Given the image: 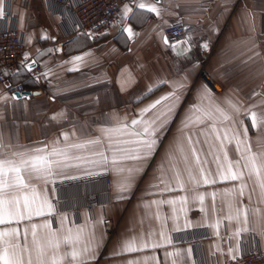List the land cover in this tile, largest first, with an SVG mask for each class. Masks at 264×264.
<instances>
[{"label":"crops","instance_id":"obj_1","mask_svg":"<svg viewBox=\"0 0 264 264\" xmlns=\"http://www.w3.org/2000/svg\"><path fill=\"white\" fill-rule=\"evenodd\" d=\"M140 2L155 5L158 14L138 8ZM125 5L131 9L127 15ZM125 5L106 33L70 36L65 28L73 14L57 0H31L29 7L21 0H3L0 29L14 25L24 32V57L30 69L37 65L40 70L33 77L25 70L17 73L15 82L28 88L22 94L0 83V159L19 160L14 153L31 156L42 154L33 149L54 147L71 158L47 179L22 173L30 187L16 194L31 197L34 186L33 207L46 199L52 211L45 204L43 216L0 224V230L16 227L23 233L27 228L32 246V224L51 221V228L60 230L63 222L58 235L62 239L71 228L74 245L61 243L58 253L48 245L49 230L37 228L47 264L54 254L71 252L73 246L79 251L85 244L90 251L80 258L86 264H223L244 248L263 247L264 196L251 165L245 164L251 153L257 154L258 165L264 163V126L253 128L250 115L264 117V0H134ZM175 21L184 24L186 41L169 40L165 29ZM203 70L221 92L201 77ZM217 108L231 119L224 120ZM154 120L151 154L142 148L137 152L149 138L144 128ZM105 129L118 130L106 134ZM96 139L100 142L87 143ZM74 144L84 147H69ZM136 155L141 158H128ZM229 161L234 171L243 172L240 179H221ZM103 174L109 184L102 178L82 180ZM205 176L215 183H204ZM241 185H246L242 196ZM91 192L100 202L93 212L84 200ZM106 218L117 222L113 233L102 223ZM78 228L83 232L75 241ZM133 237L138 250H124ZM141 242L149 246L141 248ZM63 264L77 262L68 256Z\"/></svg>","mask_w":264,"mask_h":264},{"label":"snow or ice","instance_id":"obj_2","mask_svg":"<svg viewBox=\"0 0 264 264\" xmlns=\"http://www.w3.org/2000/svg\"><path fill=\"white\" fill-rule=\"evenodd\" d=\"M148 8L149 11L156 12L158 14V9L155 5H145L143 2L138 4V8L144 9ZM131 9L125 5L124 15H127ZM3 14V0H0V15ZM131 34V29H126ZM165 42L167 43V37H165ZM172 47H176V45H172ZM75 59L79 60L80 57H76ZM162 99H167V97H163ZM160 100H157L155 104H159ZM155 104L150 105L149 107H155ZM235 107V105H233ZM143 111H148V109H144ZM217 111L221 113L224 120H229V117L223 109L217 108ZM237 111H239L237 109ZM164 113H161L163 116ZM205 115H209L205 113ZM251 126L253 128L264 126V117H257L256 112H251ZM160 119V116L156 118ZM197 121H200V118L197 117ZM133 124L137 123L136 120L132 121ZM156 121H151L148 126L144 128V133L148 134L149 138L142 140L140 142V146L137 149V152L140 149L145 150L146 155H150L155 145L156 141L151 139V136L157 130L152 127L155 125ZM214 127V126H213ZM151 129V131H150ZM118 129H105V133H110L112 131H117ZM248 129L245 127L243 129V133L247 136ZM65 135V139L67 138V134ZM139 135V134H137ZM225 138H227V132H225ZM190 139V138H189ZM233 139L236 140L237 150H239V146L242 141L239 139V134L233 136ZM99 139L90 140L87 143L95 144L99 143ZM127 143V142H125ZM69 147L81 148L84 147L82 144H74ZM247 150L251 152V146H247ZM35 153H42L37 155L26 156L25 153H14L13 155L19 156V160H9V159H0V224L11 223L13 221L19 223L24 220H31L33 216H43L44 215V205H47L48 211H52V205L45 199L39 206L33 207L38 197V193L34 186H32V196L30 197L28 194L17 195V192H21L23 189L30 187L27 183H25L23 179V172L29 173H37L40 176H43L45 179L47 177L53 176L55 174L54 169L60 168L63 164V161L70 159L65 150L52 148L50 152H46L43 148L33 149ZM193 152L195 150L193 149ZM103 157V153H99ZM52 157H62L63 159H53ZM130 159H140L139 155L128 157ZM76 159H79L77 157ZM106 159V158H105ZM225 159H227V153L225 152ZM198 160V157H197ZM248 163L245 164V167L251 165V172L255 173L259 187L261 188L262 196H264V178L261 177V170L264 169V163L257 164V154L251 153L247 157ZM237 164L239 162H236ZM63 166H67L64 164ZM131 171V169H129ZM203 171V170H201ZM11 174V175H9ZM243 176V172L234 171L232 162L229 161L228 168L226 173H221V179L224 180H238ZM204 183H215V181H209L207 176L203 177ZM246 185H241L240 187V195H243V189ZM250 198V197H249ZM238 210V214H239ZM258 211V210H257ZM245 224H247V210H243ZM238 218V217H237ZM231 219V217H229ZM43 227L49 230L51 238L48 240V245L53 247L59 252L61 247V243L64 244H73L74 240L71 236L72 229L68 228L67 232L69 235H65L62 239L59 237L58 233L63 230V222H61V229L56 230L51 228V221H45L43 225H31V236H32V246L28 243V229L25 228L23 233L16 228H5L0 230V264H47L45 260L46 251L45 246L40 243L37 239V228ZM247 229H238L237 234L240 231H246ZM83 232L82 228L77 229V233L75 236V241H79L81 239V233ZM21 236L23 237V242H20ZM7 238V239H6ZM135 237L124 242V250L126 251H137L138 249L135 247ZM149 245L147 243L141 242L140 247L146 248ZM157 245H152V247H156ZM90 251V247L88 244H85L83 249L77 250L75 246L72 247L71 252H64L63 254H54L51 258V264H63V261L71 256L72 261H76L77 264H86V261L80 257L83 256L84 253ZM231 251V250H230ZM33 252H35V258L33 257ZM80 258V259H78ZM235 258V257H233ZM129 264H138V262L129 261Z\"/></svg>","mask_w":264,"mask_h":264},{"label":"built area","instance_id":"obj_3","mask_svg":"<svg viewBox=\"0 0 264 264\" xmlns=\"http://www.w3.org/2000/svg\"><path fill=\"white\" fill-rule=\"evenodd\" d=\"M63 4L73 19L70 25L65 28V34L75 35L85 33L89 35H100L106 33L118 20L125 4L134 0H57ZM23 6L29 7L31 0H21ZM10 16V12L6 13ZM184 24L180 21L174 22L166 27L165 32L172 42H183L187 40V32ZM26 44L24 32L16 26H7L0 29V83L9 84L10 88L17 94L28 91L24 82H15L14 79L20 70H25L33 77L32 72L40 68L36 65L32 69L31 61L24 57ZM201 77L210 85L215 93L221 92L222 88L210 79L205 70L201 71ZM104 179L110 183L107 174L95 175L82 180ZM82 180L70 181L78 183ZM86 208L93 212L100 203L96 193H89L84 198ZM109 233L116 229L117 222L113 218H106L102 222ZM223 264H264V246H251L244 248L235 258L225 261Z\"/></svg>","mask_w":264,"mask_h":264},{"label":"trees","instance_id":"obj_4","mask_svg":"<svg viewBox=\"0 0 264 264\" xmlns=\"http://www.w3.org/2000/svg\"><path fill=\"white\" fill-rule=\"evenodd\" d=\"M16 80V78L14 79V81Z\"/></svg>","mask_w":264,"mask_h":264},{"label":"water","instance_id":"obj_5","mask_svg":"<svg viewBox=\"0 0 264 264\" xmlns=\"http://www.w3.org/2000/svg\"><path fill=\"white\" fill-rule=\"evenodd\" d=\"M34 66V65H33Z\"/></svg>","mask_w":264,"mask_h":264}]
</instances>
